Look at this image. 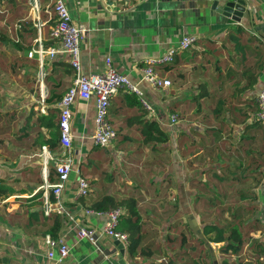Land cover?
<instances>
[{"label":"crops","instance_id":"1","mask_svg":"<svg viewBox=\"0 0 264 264\" xmlns=\"http://www.w3.org/2000/svg\"><path fill=\"white\" fill-rule=\"evenodd\" d=\"M1 2L7 17L0 16V40L6 33L18 43L0 46V184L14 190L0 195V264L44 263V238L53 215L60 220L57 237L69 248L68 255L54 264H201L187 258L188 250L195 249L188 230L194 233L197 226L201 233L209 222L206 214L202 217L206 202L221 205L230 200L236 207L243 205L237 213L247 211L246 217L262 218L264 226V163L254 161L256 134H264L255 126L259 121L256 97L264 87V0H246L240 22L213 9V0H64L72 22L86 28L80 45L81 71L101 73L110 58L117 71L137 84L146 117L169 135L164 148L145 145L136 126L125 122L137 108L126 105V95L131 93L120 89L110 99L108 119L123 141L112 142L103 148L105 153L94 151L95 100L76 98L70 118L73 168L61 192L73 219L45 216L38 202L49 192L45 181L56 182L52 160L43 176L42 147L53 157L62 155L59 144L48 147L47 142L52 143V134H59L57 105L74 70L66 54L45 57L39 84L37 60L27 56L37 37L44 46L51 45L49 0ZM36 18L44 23L39 35ZM236 26L241 33L235 32ZM183 35L194 36V43L177 51L171 62L153 65L170 85L151 87L141 78L142 67ZM259 138L264 151V136ZM230 170L234 174H228ZM223 176L231 180L224 183ZM81 177L89 189L76 199ZM224 188L232 189L231 199L225 198ZM37 192L41 196L33 198ZM106 194L115 201L137 200L139 249L146 253L131 256L126 244L121 253L107 235L95 243L78 238L77 226L101 228L107 222V211L85 212ZM118 208L125 214L124 206ZM196 255L201 252L195 251Z\"/></svg>","mask_w":264,"mask_h":264},{"label":"built area","instance_id":"2","mask_svg":"<svg viewBox=\"0 0 264 264\" xmlns=\"http://www.w3.org/2000/svg\"><path fill=\"white\" fill-rule=\"evenodd\" d=\"M34 8L35 10L38 8L36 3H34ZM46 11L49 15V20H52V23L49 25L51 45L49 47L44 46L41 39L37 37L33 40V45L27 52L28 57H34L37 60L39 84H42L44 77V58L48 57L53 59L56 54H66L68 56V63L73 68L74 75L70 86L62 94L57 105L59 110L57 127L59 130V146L62 149V155L53 157L49 155L45 146L42 147V152L46 153L43 156L42 162L43 176L45 177L48 172L47 164L49 160L54 162L56 173V182L51 183L45 181L44 188L49 192L41 199L42 213L45 216L58 214L73 219L69 210L61 200V192L73 168V159L71 157V105L76 98H94V129L91 140L94 146L105 148L116 137V132L108 119V108L111 97L120 89L135 94L137 97H141V91L137 87V84L132 82L126 74L114 68L110 58H106L103 72L98 74H84L80 69V45L86 30L85 26L72 22L64 0H49ZM0 15H2L4 20L7 17V10L5 7H2L1 0ZM43 24V22H39L38 18H36L35 26L38 35ZM13 29H17V24L13 25ZM194 41V36L183 35L177 44L168 48L164 54L157 58L147 60L141 69L142 80L153 88L168 87L171 83L170 80L162 77L153 65L171 62L177 51L187 49ZM14 42H18V39L15 38ZM256 98L258 105L256 118L264 125V87L258 92ZM170 120L174 122L176 116H170ZM88 189V182L82 177L79 178L75 193L76 199L84 197ZM91 211L89 208L85 209L87 213ZM106 214L108 215V220L101 228L77 226L76 234L78 238H86L90 242L95 243L99 236L107 235L127 245V234L116 229L118 218L121 215V209L117 207L107 211ZM44 241L46 245V261L42 264H54L55 261H61L68 255L69 248L60 237L53 238L50 235H46Z\"/></svg>","mask_w":264,"mask_h":264},{"label":"trees","instance_id":"3","mask_svg":"<svg viewBox=\"0 0 264 264\" xmlns=\"http://www.w3.org/2000/svg\"><path fill=\"white\" fill-rule=\"evenodd\" d=\"M235 32L241 33L242 28L236 26ZM238 38L236 42L239 44L240 41ZM16 43L17 42H15V44ZM126 105L128 107L137 108V113L133 116L127 117L125 119V122L129 125L136 126L142 136V142L145 145H150L153 149H161L162 147L164 148L163 145L169 139L168 132L163 129L156 120L146 117L147 112L138 97L132 93L127 94ZM52 138V143L50 140H48L47 142L48 147H55L59 144V134H52ZM261 159L262 156L258 160ZM49 171H51L50 168ZM234 172L235 171L230 170L228 174H234ZM221 179L224 183L228 182V180H231L230 177L227 178L226 176H223ZM13 192L14 190L10 186L0 184V195H10ZM34 196L35 197L33 198H36L38 196H41V194L40 192H37ZM38 205L42 206L41 200L38 202ZM120 206H124L126 212L125 214H121L119 216L116 229L127 234L128 244L126 246V249L128 253L131 256H135L137 253H146L145 249H139L142 239L140 224L141 219L139 215L138 202L134 197H128L120 201H115L113 196L106 194L96 199L89 206V208L94 211L105 212ZM226 208L227 206L221 205V207H219V210L221 209L222 212H225ZM240 209L241 205L235 208L232 216L229 218V224L227 225H220L218 223L209 221L201 227V233L203 234L204 240H206L207 243H220L219 250L224 254H238L243 249L244 236L249 234V231L251 232L264 228V226L260 224L262 218H253L252 220L248 221L247 229L243 231L239 226L240 223L238 222L237 215V210ZM37 213L38 211L34 210L31 212V215L35 216ZM52 217L53 222L52 225L47 229V233L51 237L57 238V232L60 227V220L55 215H53ZM181 239L183 240L182 235H180V240ZM204 240L201 239L200 241H202L203 243ZM218 264H264V241L261 240V238L260 240H254L253 244L251 243L250 245H248V248L244 250L243 258H239V256L238 258L234 259L222 258Z\"/></svg>","mask_w":264,"mask_h":264},{"label":"rangeland","instance_id":"4","mask_svg":"<svg viewBox=\"0 0 264 264\" xmlns=\"http://www.w3.org/2000/svg\"><path fill=\"white\" fill-rule=\"evenodd\" d=\"M2 16V15H0ZM2 33V32H1ZM2 35L4 36L2 40H0V46L2 45V42H4V44L6 45H10V46H13L15 43H13L10 39V37L8 35H6V33H2ZM10 44H9V43ZM18 43V42H17ZM23 53L26 55L25 51H23ZM5 61V60H4ZM4 63V62H3ZM196 108V106H194ZM214 107V106H213ZM255 126L258 127L259 131L261 133L264 132V125L262 122L260 121H257L255 123ZM264 136V134H256V140H255V150H254V161L256 163H258V159L261 158L262 156V153L264 152L263 151V148H262V139L259 138V136ZM121 134H117L115 139L113 140V142L115 143L117 140L119 141H123V139L120 138ZM98 149H101L102 152H106L105 149L103 148H100V147H97L95 146L93 148L94 151H97ZM261 161L264 163V155L262 156V159ZM87 165L84 164L83 166ZM88 166L89 167H92L93 166V162L90 161L88 163ZM259 173V170L255 172V174L257 175ZM224 191L226 193L225 195V198L226 199H231L233 196L230 195L231 194V191L232 189L230 188H224ZM229 194H228V193ZM237 199V197H236ZM209 200V199H208ZM225 205L227 206L226 208V211L225 212H222L221 209L219 210V212H213L211 211V209H215L216 207H221V205ZM222 204L220 205L219 203H211V202H206V206H205V211H203V215L202 217L206 214L207 216V221H210V222H215V223H218L220 225H227L229 224V221H230V217L232 216V213H233V210L235 208V204H233L232 201H228V202H222ZM241 207H243V205H241ZM224 213L226 214L225 217H223L222 215H224ZM240 214V213H239ZM238 215V222L240 223V228L245 231L247 229V223L248 221L252 220L251 218L249 217H246L247 215H249V212L245 211L243 213V215L241 214V216ZM215 215V216H214ZM252 229V228H251ZM188 233L190 234V238L192 239V244L195 246V249L194 251L192 249L188 250L189 251V254L187 256V258L189 260H199V263L201 264H218L219 261L222 259V258H227V259H234V258H243V253H244V250L248 248V245H250L251 243L253 244V241L254 240H260V238L264 235V228L263 229H260V230H256V231H249V234L245 235L244 236V239H243V249L238 253V254H232V253H228V254H224L222 253L220 250H219V246H220V243H214V242H211V243H207L206 242H203L200 241L201 239L204 240V238L200 237L199 235L197 236V234L199 233L198 230L191 232L190 230H188ZM262 240V239H261ZM202 244H200V243ZM195 251L197 252H201V256H193V253H195Z\"/></svg>","mask_w":264,"mask_h":264},{"label":"water","instance_id":"5","mask_svg":"<svg viewBox=\"0 0 264 264\" xmlns=\"http://www.w3.org/2000/svg\"><path fill=\"white\" fill-rule=\"evenodd\" d=\"M212 8L215 9L217 12H220L222 15L230 18L234 22H240L241 17L243 16L244 12L247 10V2L246 0H213ZM195 222L193 221L192 224ZM195 231L198 229L196 226ZM199 236L202 238L203 234L198 233ZM206 242V240H204ZM115 243L119 245L121 249V253H123V243L118 240H115ZM5 261V258H2ZM121 264L123 262H120Z\"/></svg>","mask_w":264,"mask_h":264}]
</instances>
